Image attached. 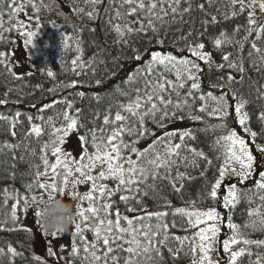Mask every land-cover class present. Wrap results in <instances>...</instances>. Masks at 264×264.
Wrapping results in <instances>:
<instances>
[{"label":"snow or ice","instance_id":"snow-or-ice-1","mask_svg":"<svg viewBox=\"0 0 264 264\" xmlns=\"http://www.w3.org/2000/svg\"><path fill=\"white\" fill-rule=\"evenodd\" d=\"M52 12L74 53L62 74L75 78L36 69L52 81L45 88L16 71L14 46L22 39L30 53L46 21L61 28ZM121 72V101L99 107L103 97L83 90ZM0 77V156L12 161L0 177L12 182L0 187V233L24 235L0 237V264H264V239L251 238L264 233V0H0ZM86 100L97 106H77ZM209 128L214 159L197 143ZM196 169L201 189L186 198ZM60 198L75 202V219L49 231L42 205ZM37 232L45 256L33 251Z\"/></svg>","mask_w":264,"mask_h":264},{"label":"trees","instance_id":"trees-1","mask_svg":"<svg viewBox=\"0 0 264 264\" xmlns=\"http://www.w3.org/2000/svg\"><path fill=\"white\" fill-rule=\"evenodd\" d=\"M59 6V4L57 3L56 5H54V7ZM64 11H67V9H64ZM47 16L50 17L51 20H55L56 24L58 26H60L61 28H55L53 27V25L50 22H45V25L42 27L39 36L36 38L35 40V46L31 49V52L28 53L27 50V54L31 56V60L28 58V61L31 63L32 65V71L35 73V75H33L30 79L31 81V85H35L37 83H43L45 88H49L52 87V81L50 80V78L46 77V75L42 74L41 72H37L36 69H43L45 67L51 68L53 71H55L57 73V75L60 77L61 80L64 79H73L75 77H70L66 74H62V61H66V60H70L74 53L71 51H65L60 45V49L58 46L55 45V41L58 40L59 37H61V33H62V27L65 25V20L62 16H59L57 14H55V12L52 13H46ZM68 32H71V28L69 27ZM97 37L100 38L101 40L104 39L102 33L100 31H98L96 33ZM13 39H15V36L12 37ZM82 39H84L87 42H91V38L87 33H83L82 34ZM108 42L109 44L111 43V37H108ZM21 44L23 45V41L21 39ZM87 48V52L86 55L87 56H91L95 51L96 48L95 46L92 47H87V44L85 45ZM108 45H106L107 47ZM110 51L115 54L117 52L116 48H111ZM108 67H111L110 62L107 65ZM101 71H100V75L103 76L104 72L103 69L105 68L104 65H101ZM124 73L121 72L117 77L115 78H109L105 81L103 87L101 88H85L83 89L84 91L88 92L89 97H91V95L96 92L99 93L102 97L103 100L101 102V104L99 105V107H105L109 104H114L118 101L122 100V97L118 96L115 91H114V86L118 83H120V80L123 78ZM80 79H86V77H80ZM6 81L0 77V93H2L4 91V85H5ZM27 90V89H26ZM75 91V90H73ZM245 91H247V89L245 88ZM37 98H41V94L39 92V90H36L35 93ZM43 102H48L51 97H47V98H42ZM91 103L92 107H96V103L95 101H84L82 104L80 102H78L77 106H83L85 108L89 107V104ZM15 108H19L20 110H27L28 109V105L22 104V105H8L7 106V111H12ZM256 106H253V110L255 111ZM0 110H5L0 108ZM208 123L209 124H213V123H217V121H215L214 119L208 118ZM188 124H191L194 129H200L204 127V124L202 122H188ZM233 127H238L236 124L232 125ZM252 126L254 129L259 130V125L253 121ZM218 133L214 132L211 128H209V130L207 131V133L205 132H197V136H198V145L199 147L204 150L208 155L210 159H214L215 155H217L218 153L215 152V150L212 148V143L216 137ZM0 139H4V137H0ZM75 137H73V142H74ZM72 147V145H70ZM69 146V148H70ZM7 159V163H5L4 161ZM12 163V161L4 156H0V177H2L5 169L8 168V166ZM27 167L26 164H20L19 168L21 171H23L25 168ZM198 172L199 169H196L193 171V175L196 176V179H193L192 181H190L187 185V192H186V198L187 197H191L192 199H196L199 191L201 189V185H202V181L201 179L198 177ZM209 176L212 175V170L209 171L208 173ZM234 182V181H233ZM11 181L8 180H3L2 178H0V187H3L5 185L11 184ZM15 186L19 189L21 187L20 185V181L17 180L15 182ZM248 186H251V181L248 182ZM173 199V202L177 205H181L182 202L178 199H176V197L173 195L171 197ZM66 201V198L64 199ZM209 202H205V206L208 205ZM247 207L246 203L241 202V204L238 206L237 210H236V214L234 216V220L238 223L243 224L245 222V220L247 219V217L245 215H241V213L243 212V210ZM3 209H0V213H2ZM221 211H223V209H221ZM25 223L32 227L33 226V217L32 215H28L27 219L25 220ZM178 234H183V233H178ZM0 237H4L6 239L9 240H16V241H22L24 239V235L23 234H16V233H0ZM90 238V237H89ZM251 238L253 239H264V233L262 232H253ZM68 240V239H67ZM57 243H64V241H57ZM33 251L41 256H45V244L44 241L40 238L39 233L37 232V238L34 242L33 245ZM17 264H20V261H17ZM179 264H190V259L188 258H183L179 261Z\"/></svg>","mask_w":264,"mask_h":264},{"label":"clouds","instance_id":"clouds-1","mask_svg":"<svg viewBox=\"0 0 264 264\" xmlns=\"http://www.w3.org/2000/svg\"><path fill=\"white\" fill-rule=\"evenodd\" d=\"M45 209L42 217L44 226L49 231L63 229L69 231L75 219L74 203L66 202L63 198L46 202L42 205Z\"/></svg>","mask_w":264,"mask_h":264},{"label":"rangeland","instance_id":"rangeland-1","mask_svg":"<svg viewBox=\"0 0 264 264\" xmlns=\"http://www.w3.org/2000/svg\"><path fill=\"white\" fill-rule=\"evenodd\" d=\"M60 41H61V37H59L58 40L55 41V45L58 46L59 49H60V45H61ZM14 47H15V59L18 61V67L16 68V71L20 72V73H24V72H27L29 70H33L31 63L28 61L27 50L21 44V39L17 40V44ZM184 126H185L184 124H178L177 125V127H184ZM188 126L191 127L192 125L188 124ZM74 141H75V139H74ZM70 148H71V146H70ZM80 190L82 192L86 191L87 190V186H81ZM66 202L74 203V207H75V202L74 201H69L66 198ZM28 215H31V213H29ZM67 239H68L67 237L64 238V240H63L64 243H67Z\"/></svg>","mask_w":264,"mask_h":264}]
</instances>
